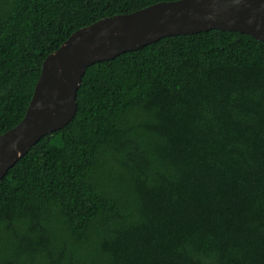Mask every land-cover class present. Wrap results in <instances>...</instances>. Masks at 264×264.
Wrapping results in <instances>:
<instances>
[{
    "label": "trees",
    "instance_id": "obj_1",
    "mask_svg": "<svg viewBox=\"0 0 264 264\" xmlns=\"http://www.w3.org/2000/svg\"><path fill=\"white\" fill-rule=\"evenodd\" d=\"M176 0H0V135L43 60ZM76 112L0 179V264H264V42L209 30L88 66Z\"/></svg>",
    "mask_w": 264,
    "mask_h": 264
},
{
    "label": "water",
    "instance_id": "obj_2",
    "mask_svg": "<svg viewBox=\"0 0 264 264\" xmlns=\"http://www.w3.org/2000/svg\"><path fill=\"white\" fill-rule=\"evenodd\" d=\"M209 30L239 32L264 42V0L160 2L74 31L43 60L21 121L0 135V179L40 138L72 119L88 66L164 37Z\"/></svg>",
    "mask_w": 264,
    "mask_h": 264
}]
</instances>
